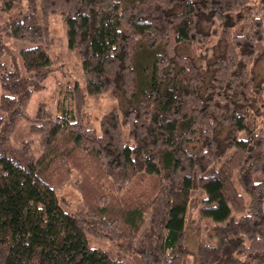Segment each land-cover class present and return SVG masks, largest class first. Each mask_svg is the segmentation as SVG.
Returning a JSON list of instances; mask_svg holds the SVG:
<instances>
[{
    "label": "trees",
    "instance_id": "1",
    "mask_svg": "<svg viewBox=\"0 0 264 264\" xmlns=\"http://www.w3.org/2000/svg\"><path fill=\"white\" fill-rule=\"evenodd\" d=\"M0 11V57L3 36L35 44L19 50L22 69L0 60V264H187L188 227L202 233L196 264H264V82L253 71L264 0H0ZM51 15L83 87L64 74L53 109L30 115L61 67L46 49ZM105 94L116 106L97 132L85 107ZM21 120L38 155L11 140ZM77 151L97 161L95 180ZM59 164L78 170L83 211L61 207Z\"/></svg>",
    "mask_w": 264,
    "mask_h": 264
},
{
    "label": "rangeland",
    "instance_id": "2",
    "mask_svg": "<svg viewBox=\"0 0 264 264\" xmlns=\"http://www.w3.org/2000/svg\"><path fill=\"white\" fill-rule=\"evenodd\" d=\"M24 4V1H23ZM254 10V7H252ZM15 12L13 9L11 13ZM10 13L0 11V22L7 19ZM50 33L53 39L50 43H46V49L48 50L51 58L57 66H61L58 71H55L47 79L46 87L43 90H38L31 96L30 103L27 108L28 114L32 115L39 103L45 104V107L48 109H53L54 105V90L56 86L62 83V79L67 74L70 78H75L79 81L81 87L83 83L81 80V66L78 60L76 53L70 50L67 46L66 40V31L62 22L58 16H50ZM215 37V36H214ZM212 38L209 44H212L215 38ZM2 42L4 44V54L0 57V60L6 64L7 67H17L22 69L21 59L19 56V50L21 48H27L35 45L34 43L26 40H15L11 38L2 37ZM141 58H139V61ZM253 71L255 73L256 79L262 80L264 82V56L253 65ZM65 74V75H64ZM1 94V90H0ZM100 99L97 101L94 99H89L88 104L85 107L84 122L90 128H94L97 132L99 131V118L106 111L116 106L115 100L108 96L107 94L100 96ZM11 140L14 144H18L21 140H27L30 142V145L35 153L38 155L41 148L39 146V135L35 132L30 131L29 124L26 120H21L15 127ZM73 158L75 156L79 157L75 162L82 163H73L75 167H83L84 172L88 174L92 179L93 173L99 171L97 161L90 156H82V153L79 151L73 153ZM76 157V158H77ZM75 167L71 166L67 174H65L64 169L60 166H57L55 170L52 171L53 176L56 179L61 178V184L56 188V194L59 198V202L64 211L73 213L77 211H83L84 206L82 204V194L80 187L78 186L77 180L79 178V172ZM146 191L152 185L147 182ZM106 187V186H105ZM107 188V187H106ZM136 188V187H135ZM108 189V188H107ZM129 190H131L129 188ZM144 190V189H143ZM110 191L119 195L122 191H119L115 188H110ZM148 192V191H147ZM191 219V215L189 216ZM190 226V223H188ZM202 238V233L200 230H192L191 227L187 229V240H188V257L187 264H196L194 259V251H196V246ZM87 244L91 248L107 250L110 248V243L107 239L97 238L90 234H86ZM193 252V253H192Z\"/></svg>",
    "mask_w": 264,
    "mask_h": 264
}]
</instances>
